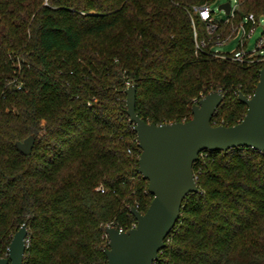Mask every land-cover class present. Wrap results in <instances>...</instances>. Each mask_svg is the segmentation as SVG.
I'll return each mask as SVG.
<instances>
[{
	"label": "trees",
	"instance_id": "1",
	"mask_svg": "<svg viewBox=\"0 0 264 264\" xmlns=\"http://www.w3.org/2000/svg\"><path fill=\"white\" fill-rule=\"evenodd\" d=\"M204 1L0 0V257L25 225L23 264H107L105 227L146 212L128 85L147 123L188 121L211 91L223 94L213 126L242 120L238 93L253 94L264 62L195 54ZM245 3L239 19L264 15V0ZM31 134L23 155L16 142ZM193 173L198 192L153 264H264V153L203 151Z\"/></svg>",
	"mask_w": 264,
	"mask_h": 264
},
{
	"label": "water",
	"instance_id": "2",
	"mask_svg": "<svg viewBox=\"0 0 264 264\" xmlns=\"http://www.w3.org/2000/svg\"><path fill=\"white\" fill-rule=\"evenodd\" d=\"M225 14L230 5L218 6ZM251 96L238 93L246 106L242 120L233 126H213L211 119L223 101V94L211 91L191 108L188 121L156 125L142 120L135 111L136 86L128 85L125 93V113L133 124L140 149L137 172L147 181L152 200L145 213L135 207L130 213L136 226L120 232L114 226L104 231L108 246L104 250L107 264H153L164 248L166 236L175 226L184 198L198 192L193 164L203 151H227L249 148L264 153V65ZM35 135L17 141L23 155L32 151ZM27 229L22 225L13 235L7 257L0 264H23Z\"/></svg>",
	"mask_w": 264,
	"mask_h": 264
},
{
	"label": "built area",
	"instance_id": "3",
	"mask_svg": "<svg viewBox=\"0 0 264 264\" xmlns=\"http://www.w3.org/2000/svg\"><path fill=\"white\" fill-rule=\"evenodd\" d=\"M245 0H228L227 2L230 5V10L228 14H225L226 17L218 22L214 19L215 11L211 9L212 3L204 1L199 5H194L192 7L193 15L198 16L199 20L203 23L205 33L207 38L198 39L197 31L194 27V41H195V54H201L206 52L205 50L209 48V54L215 58L223 59V60H231L238 63L250 62L253 58H258L259 61L264 62V33L263 35L255 42V44L250 47L249 40L252 35L255 33L258 26H260V21L253 14H248L243 16L239 24L236 27L232 26L230 28V36L227 38L220 37V29L225 30L226 27H230V24L233 22L236 14ZM222 4V3H221ZM234 27V28H233ZM264 29V27H263ZM235 34L238 35L236 37V47L231 51H225L219 49V47H225L229 45V43L235 37ZM18 78H14L12 82H17ZM16 88H21V83L17 82ZM101 192L104 190L99 188ZM136 223L131 227H135ZM120 232L123 230L119 229ZM26 239V245H27Z\"/></svg>",
	"mask_w": 264,
	"mask_h": 264
},
{
	"label": "rangeland",
	"instance_id": "4",
	"mask_svg": "<svg viewBox=\"0 0 264 264\" xmlns=\"http://www.w3.org/2000/svg\"><path fill=\"white\" fill-rule=\"evenodd\" d=\"M30 1V0H29ZM228 0H215L213 3H212V5H211V9L213 10V11H215V15H214V19L216 20V21H218V22H220V21H222L225 17H226V15L222 12V11H220L219 9H218V6L221 4V3H224V2H227ZM246 1V0H245ZM245 1H243V3H242V10H243V7H244V5L246 4L245 3ZM241 14V13H240ZM239 21H240V19L236 16L235 18H234V20H233V22L230 24V27H229V30H230V28L232 27V26H234V27H236V25H238L239 24ZM259 21H260V26H258L257 27V29H256V31H255V33L252 35V37L250 38V40H249V45H250V47H252L254 44H255V42L263 35V33H264V29H263V27H264V15H262V16H260L259 17ZM233 27V28H234ZM228 29H225L224 31H223V33L221 32V35H223V36H221L222 38L223 37H225V38H227L228 36H230V34L232 33H230V32H226ZM230 33V34H229ZM238 35H236L235 34V37L233 38V40L229 43V45H227V46H225V47H219V49H221V50H225V51H231V50H233L235 47H236V42H237V39H236V37H237ZM125 101V100H124ZM196 104V103H195Z\"/></svg>",
	"mask_w": 264,
	"mask_h": 264
}]
</instances>
